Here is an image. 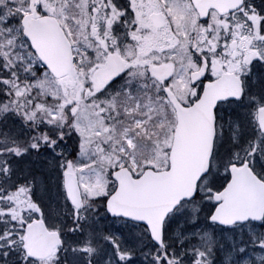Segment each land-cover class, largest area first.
Returning <instances> with one entry per match:
<instances>
[{
    "label": "snow or ice",
    "instance_id": "1",
    "mask_svg": "<svg viewBox=\"0 0 264 264\" xmlns=\"http://www.w3.org/2000/svg\"><path fill=\"white\" fill-rule=\"evenodd\" d=\"M0 264H264V0H0Z\"/></svg>",
    "mask_w": 264,
    "mask_h": 264
}]
</instances>
